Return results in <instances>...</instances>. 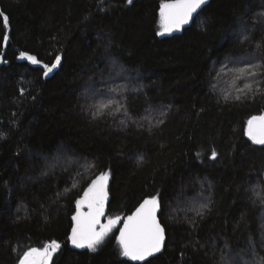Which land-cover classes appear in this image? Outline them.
Listing matches in <instances>:
<instances>
[{
    "label": "trees",
    "instance_id": "trees-1",
    "mask_svg": "<svg viewBox=\"0 0 264 264\" xmlns=\"http://www.w3.org/2000/svg\"><path fill=\"white\" fill-rule=\"evenodd\" d=\"M165 1L0 0V264L52 240L49 264H261L264 145L247 124L264 115V0H207L182 33L158 35ZM229 58L260 66L259 85L239 100L214 86ZM109 59L127 76L129 120L98 114L85 94L107 91ZM150 110L164 115L138 121ZM102 172L107 218L121 221L95 251L73 249L75 202ZM148 196L161 203L167 240L136 263L118 231Z\"/></svg>",
    "mask_w": 264,
    "mask_h": 264
},
{
    "label": "snow or ice",
    "instance_id": "snow-or-ice-1",
    "mask_svg": "<svg viewBox=\"0 0 264 264\" xmlns=\"http://www.w3.org/2000/svg\"><path fill=\"white\" fill-rule=\"evenodd\" d=\"M128 4H132L133 0H127ZM207 0H167L160 6V26L161 32L170 33L173 30H178L181 26L188 24L193 17V13L201 9ZM0 21L3 22L5 28L8 27L9 18L0 10ZM4 41L8 40L7 35H3ZM259 47V45H258ZM20 59H26L32 64H39L40 61L27 52H20ZM61 62V57H56V63L49 67L43 65L45 75L51 72ZM259 65H248L246 69H239L241 73L247 72L249 75H257L251 69L258 68ZM251 87L250 85L248 86ZM23 93V90H21ZM228 97L225 96V99ZM240 99L239 96L236 97ZM114 101H108L100 105L98 114L101 109L109 107ZM259 120V125L254 127V121ZM162 123V121H161ZM247 134L254 143L264 145V116L259 118L252 117L248 121ZM199 155V154H198ZM216 157L215 150H212L211 158ZM109 172H102L94 180L91 181L87 189L84 190L83 195L76 200V215L72 217L75 221V226L72 228L70 240L77 248L87 247L95 251L97 245L101 244L104 237L111 232L113 227L120 223V217H109L107 223L101 224L100 218L104 215L105 202L107 200V181L109 179ZM75 186V185H73ZM67 191V189H66ZM87 207L86 213L81 212V208ZM202 207H207L203 205ZM159 208V201L156 196L145 199L143 203L136 209V211L128 216L124 222L123 227L119 230V242L122 249V255L130 257L132 260H144L148 256L161 250L164 241V229L157 220V210ZM60 248V244L55 241H49L43 248H29L19 258L18 264H48L52 255ZM264 264V259L261 260Z\"/></svg>",
    "mask_w": 264,
    "mask_h": 264
},
{
    "label": "rangeland",
    "instance_id": "rangeland-1",
    "mask_svg": "<svg viewBox=\"0 0 264 264\" xmlns=\"http://www.w3.org/2000/svg\"><path fill=\"white\" fill-rule=\"evenodd\" d=\"M240 33L242 31L240 30ZM247 59V58H245ZM245 59H227L224 60L220 64V69L218 76H216L214 80V86L217 88L216 90L219 91L220 89L225 96L229 97H241L245 94H248L250 91H254L257 86L260 83L259 77L261 76L260 68H253L251 69L252 72L258 73L257 75H249L247 72L241 73L238 71L239 69H246L248 65H257L255 61L246 60L243 63H241L239 60H245ZM30 62V61H29ZM108 62L113 65L112 72L110 75V84L107 86V91L102 92L98 91L97 88L87 87L86 88V96L89 98L91 97H97V100H99L98 103L100 105L107 103L108 101H114L115 103H112L109 107H107L105 110H111L114 111L120 118L126 117L130 118L127 114H125V108L123 104V95L125 92V85L127 83V76L124 74V70L122 69L121 65L116 62L113 59H109ZM56 63V61H55ZM54 63V64H55ZM59 64L52 69L51 72L47 73V75L51 74L54 70L57 69ZM51 67V65H49ZM251 86L250 88L248 86ZM164 115V111H157V110H150L149 113L145 114L140 120L141 123L144 122H153L155 119H157L159 116ZM154 117V118H153ZM160 118V117H159ZM129 120V119H127ZM131 120V119H130ZM199 197V201L204 202V196ZM263 218V216H262ZM53 256V255H52ZM52 258V257H51ZM51 261V259H50ZM48 262V264L50 263Z\"/></svg>",
    "mask_w": 264,
    "mask_h": 264
},
{
    "label": "water",
    "instance_id": "water-1",
    "mask_svg": "<svg viewBox=\"0 0 264 264\" xmlns=\"http://www.w3.org/2000/svg\"><path fill=\"white\" fill-rule=\"evenodd\" d=\"M165 2H167V1H165ZM163 3H164V2H163ZM204 6H205V5H203V6L201 7V9H198L197 12L193 13V17H192V19L190 20V22H189L188 24H185V25L181 26L180 29H178V30H173L172 32L182 33L183 30H184L185 28L189 27V26L192 24L194 18H195V17L197 16V14L203 9ZM261 116H264V115H256V116H253V117H257V118H259V117H261ZM251 118H252V117H251ZM251 118H250V119H251ZM250 119H249V120H250ZM259 123H260L259 120L254 121V127L258 126ZM247 130H248V124H247ZM93 180H94V179H93ZM88 186H89V185H88ZM86 189H87V188H86ZM106 191H107V200H106V202H105L104 215L100 218V223H101V224H105V223H107V220H108V218H107V213H108V202H109V200H110V196H109V193H108V181H107ZM151 197H153V196L145 197V198H144V199L138 204V206H137V207H136V208H135L130 214L126 215V216L123 218V220H122V224H121L119 230L123 227V222H124V220H125L128 216L132 215V214L136 211V209L140 206V204L143 203V201H144L145 199H149V198H151ZM158 201H159V199H158ZM161 210H162V206H161V203H160V201H159V208H158V210H157L156 216H157V220H158V222L160 223L161 227L164 229V241H163V244H162L161 250H160L159 252L154 253L152 256H148V257H146L144 260H133V261H135L136 263H143V262L147 261L148 259H150L151 257H154V256L158 255V254L163 250V248H164V246H165V243H166V240H167V231H166L165 226L162 224V222H161V220H160V213H161ZM80 211L83 212V213H86V212L88 211V209H87V207L85 206V207L81 208ZM76 212H77V209H76ZM76 212H75L74 215H76ZM74 226H75V221H74V223H73L72 228H73ZM72 228H71V230H70L69 235L67 236V240H68V242H69V246H70L71 248H73V249H81V248H77L76 246H74V245L71 243L70 236H71ZM119 235H120V232L118 231V238H119ZM129 258H130V257H129ZM130 259H131V258H130Z\"/></svg>",
    "mask_w": 264,
    "mask_h": 264
}]
</instances>
